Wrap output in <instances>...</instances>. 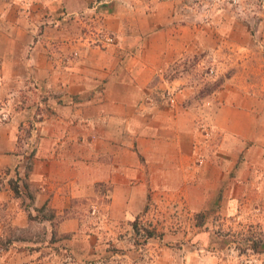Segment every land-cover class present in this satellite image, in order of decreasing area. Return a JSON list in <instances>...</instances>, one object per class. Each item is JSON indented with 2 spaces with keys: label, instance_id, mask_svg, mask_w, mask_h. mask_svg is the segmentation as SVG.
<instances>
[{
  "label": "crops",
  "instance_id": "crops-1",
  "mask_svg": "<svg viewBox=\"0 0 264 264\" xmlns=\"http://www.w3.org/2000/svg\"><path fill=\"white\" fill-rule=\"evenodd\" d=\"M8 10L0 12V48L4 39V56L21 58L22 77L35 78L43 96L31 176L41 189L38 204L63 212L72 197L110 184L111 206L128 214L151 191L181 193L198 213L222 207L221 198L234 206L240 196L233 191L264 192V99L247 83L218 90L209 104L193 100L190 87L177 105L150 100L159 69L189 48L185 34L102 11L116 42L85 45L69 14L39 32L43 11L31 21L20 10L13 21ZM205 121L214 132L209 139ZM79 223L71 217L61 229Z\"/></svg>",
  "mask_w": 264,
  "mask_h": 264
},
{
  "label": "rangeland",
  "instance_id": "rangeland-1",
  "mask_svg": "<svg viewBox=\"0 0 264 264\" xmlns=\"http://www.w3.org/2000/svg\"><path fill=\"white\" fill-rule=\"evenodd\" d=\"M6 10L13 21L22 16L20 10L31 21L32 14L43 11L39 32L69 14L83 28L79 39L85 45L116 42L102 11L124 15L125 22L185 34L189 48L159 69L152 101L171 106L166 102L171 92L177 105L179 93L190 87L193 100L209 104L218 90L246 83L249 93L264 99V0H0V12ZM97 29L114 41L96 43L91 31ZM2 44L0 239L15 235L28 240L0 245V264H264L261 191H233L240 196L234 206L221 198L222 207L212 204L198 213L181 193L151 191L144 206L127 208L128 214L111 206L110 184L72 197L63 212L49 202L38 204L41 189L31 176L44 117L42 91L35 78L22 77L21 58L4 56V39ZM13 51L18 55L21 47ZM206 121L202 128L209 139L214 132ZM12 179L19 182L20 196L10 187ZM51 215L52 221L46 219ZM71 217H78V227L62 231V222Z\"/></svg>",
  "mask_w": 264,
  "mask_h": 264
},
{
  "label": "trees",
  "instance_id": "trees-1",
  "mask_svg": "<svg viewBox=\"0 0 264 264\" xmlns=\"http://www.w3.org/2000/svg\"><path fill=\"white\" fill-rule=\"evenodd\" d=\"M10 187L11 189L14 191V193L16 194V196H20L22 194L21 191V187L19 185L18 181H14L13 179L10 180ZM46 207L44 206L43 208H41V210H44ZM49 221H52V218L54 217V215L48 216ZM16 230H22L21 228H16ZM16 240H28L27 238L21 237V236H15V235H11V236H5L2 239H0V245L4 248H6V246L8 244H11L12 242L16 241Z\"/></svg>",
  "mask_w": 264,
  "mask_h": 264
},
{
  "label": "built area",
  "instance_id": "built-area-1",
  "mask_svg": "<svg viewBox=\"0 0 264 264\" xmlns=\"http://www.w3.org/2000/svg\"><path fill=\"white\" fill-rule=\"evenodd\" d=\"M93 32L94 35V41L96 43H112L114 41V36L109 34L108 32L104 31V30H96V31H91V33ZM166 96V95H165ZM166 102L173 105L175 102V96L169 92L167 94V98H166ZM201 162V161H200Z\"/></svg>",
  "mask_w": 264,
  "mask_h": 264
}]
</instances>
